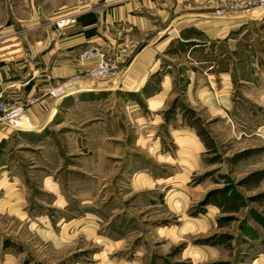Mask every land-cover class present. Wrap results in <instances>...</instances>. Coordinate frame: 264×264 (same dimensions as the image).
I'll return each mask as SVG.
<instances>
[{
  "label": "rangeland",
  "instance_id": "obj_1",
  "mask_svg": "<svg viewBox=\"0 0 264 264\" xmlns=\"http://www.w3.org/2000/svg\"><path fill=\"white\" fill-rule=\"evenodd\" d=\"M122 1L0 0V24L48 29ZM249 30L236 59L258 69L250 86L233 84L225 111L215 93L214 106L191 107L178 91L155 112L102 93L3 141L0 264H264V24Z\"/></svg>",
  "mask_w": 264,
  "mask_h": 264
},
{
  "label": "crops",
  "instance_id": "obj_2",
  "mask_svg": "<svg viewBox=\"0 0 264 264\" xmlns=\"http://www.w3.org/2000/svg\"><path fill=\"white\" fill-rule=\"evenodd\" d=\"M221 1L175 0L168 6L124 0L67 13L74 23L64 28L30 23L17 30L14 24H0V87L5 101L23 104L33 100L20 129L0 127V144L13 132H40L61 110L89 106L95 102L87 98L102 93L129 96L122 102L131 112L138 104L130 96H140L144 106L155 112L167 107L178 91L191 107L214 106L215 93L216 103L227 110L233 84L250 86L258 69L252 62L239 69L236 57L247 52L240 46L250 26L264 24V9L215 18L212 8ZM93 48L117 64L111 77H88L93 62L80 61L79 54ZM260 58L264 59V53L257 52L255 59ZM233 61L237 78H233ZM68 80L71 84L63 86ZM99 106L92 120L100 125L104 118ZM156 118L159 124L164 122L161 114ZM87 122L81 121V126ZM11 185L20 188L17 178Z\"/></svg>",
  "mask_w": 264,
  "mask_h": 264
},
{
  "label": "built area",
  "instance_id": "obj_3",
  "mask_svg": "<svg viewBox=\"0 0 264 264\" xmlns=\"http://www.w3.org/2000/svg\"><path fill=\"white\" fill-rule=\"evenodd\" d=\"M256 9H264V0H228L218 11L217 15L225 17L229 14L249 13ZM74 23L72 16L60 17L55 21L57 28H64ZM80 61H92L93 65L87 75L93 80L106 79L111 77L118 69L116 63L108 59L102 51L93 48L82 51L79 54ZM71 80L63 83V86L71 84ZM33 100L20 103H7L4 90L0 87V127L18 130L22 126V119L27 106Z\"/></svg>",
  "mask_w": 264,
  "mask_h": 264
}]
</instances>
